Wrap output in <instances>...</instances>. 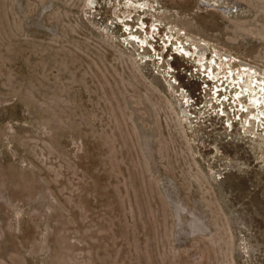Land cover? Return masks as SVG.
Instances as JSON below:
<instances>
[{"label":"rangeland","instance_id":"1","mask_svg":"<svg viewBox=\"0 0 264 264\" xmlns=\"http://www.w3.org/2000/svg\"><path fill=\"white\" fill-rule=\"evenodd\" d=\"M263 70L264 0H0V264H264Z\"/></svg>","mask_w":264,"mask_h":264},{"label":"bare ground","instance_id":"2","mask_svg":"<svg viewBox=\"0 0 264 264\" xmlns=\"http://www.w3.org/2000/svg\"><path fill=\"white\" fill-rule=\"evenodd\" d=\"M89 1V3H91V5H92V3L95 1V0H88ZM147 1V0H146ZM151 1V0H150ZM207 1V0H206ZM99 2V1H98ZM149 2V1H148ZM203 2V1H202ZM205 2V1H204ZM216 2V1H215ZM219 2V1H218ZM221 2V1H220ZM141 4V3H140ZM149 4V3H148ZM204 5V4H203ZM127 7V6H126ZM142 7V6H141ZM203 7V6H202ZM228 8V7H227ZM134 10V9H133ZM133 10L132 9H130L129 11H127L126 13H125V18L126 17H129V16H132L133 14H132V12H133ZM117 11V10H116ZM228 11V10H227ZM226 11V12H227ZM114 12V11H113ZM136 12V11H135ZM132 14V15H131ZM125 20V19H124ZM127 20V19H126ZM125 20V21H126ZM156 25V24H155ZM126 27H128V26H126ZM125 27V28H126ZM144 27V26H143ZM136 29V28H135ZM129 34V33H128ZM151 36V35H150ZM133 37L134 38H138V36L137 35H133ZM154 37V36H153ZM148 36L147 37H145V38H143V39H141V40H139V43L140 42H143V43H145L146 44V42L148 41ZM137 42V41H136ZM138 46H139V44H138ZM179 51H181V52H183L182 50H180L179 48H177ZM194 49H195V51H196V53H197V55H198V59H199V62L200 63H204V60L206 59V57H207V52H208V46H207V44L206 43H199V44H197L195 47H194ZM186 54H188V55H191L190 54V52H186ZM215 54H217V53H215ZM221 54V53H220ZM220 56V55H219ZM223 56L225 57L224 59L225 60H228V61H235V62H238L239 64H241L242 65V68H244V71H246L247 73H250V74H252L254 71L255 72H257L258 70L257 69H259L260 67L259 66H257V65H255V64H253V63H251V62H249V61H247V60H243V59H241V58H239V57H236V56H233V55H230L229 53H224L223 54ZM185 57H188V56H185ZM223 58V57H222ZM223 59V60H224ZM241 65H240V67H241ZM264 71V70H263ZM232 73L234 72L233 70L231 71ZM254 74V73H253ZM242 76H244L243 75V73H240V75H239V77H242ZM207 77V76H206ZM214 77V76H213ZM250 79V78H249ZM257 79V78H256ZM234 81V80H233ZM257 81V80H256ZM263 81V80H262ZM254 82V81H253ZM264 82V81H263ZM255 83V82H254ZM262 84V83H261ZM263 85V84H262ZM258 88V87H257ZM246 89V88H245ZM262 90H264V88H262ZM257 91V90H256ZM253 95V94H252ZM263 98H264V94L262 95V96H259V95H255L253 98L251 97L250 99H251V104H253V105H255L256 106V108L257 109H259V107H260V104L262 103V102H264L263 101ZM257 111V110H256ZM262 115V118L260 117ZM253 116H258L257 118H261V119H263L264 117V111H262L261 112V114L260 115H257L256 113L255 114H253ZM252 116V117H253ZM262 124H264V121H262ZM262 127V126H261ZM264 128V127H263ZM259 129V128H258Z\"/></svg>","mask_w":264,"mask_h":264}]
</instances>
